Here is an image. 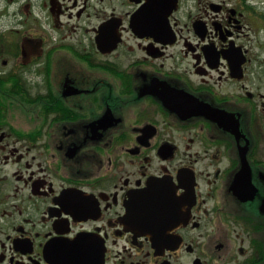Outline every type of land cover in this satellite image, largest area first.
Masks as SVG:
<instances>
[{"label": "flooded vegetation", "instance_id": "af4514ba", "mask_svg": "<svg viewBox=\"0 0 264 264\" xmlns=\"http://www.w3.org/2000/svg\"><path fill=\"white\" fill-rule=\"evenodd\" d=\"M0 264H264V0H0Z\"/></svg>", "mask_w": 264, "mask_h": 264}]
</instances>
